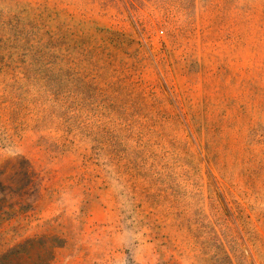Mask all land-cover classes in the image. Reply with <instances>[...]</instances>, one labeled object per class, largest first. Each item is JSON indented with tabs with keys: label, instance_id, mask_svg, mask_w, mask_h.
Wrapping results in <instances>:
<instances>
[{
	"label": "rangeland",
	"instance_id": "obj_1",
	"mask_svg": "<svg viewBox=\"0 0 264 264\" xmlns=\"http://www.w3.org/2000/svg\"><path fill=\"white\" fill-rule=\"evenodd\" d=\"M0 264H264V0H0Z\"/></svg>",
	"mask_w": 264,
	"mask_h": 264
}]
</instances>
